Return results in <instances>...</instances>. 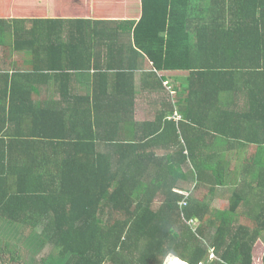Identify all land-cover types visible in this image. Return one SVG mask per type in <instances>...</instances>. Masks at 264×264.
Listing matches in <instances>:
<instances>
[{"label":"trees","instance_id":"16d2710c","mask_svg":"<svg viewBox=\"0 0 264 264\" xmlns=\"http://www.w3.org/2000/svg\"><path fill=\"white\" fill-rule=\"evenodd\" d=\"M204 8L196 30L187 3L172 9L159 86L144 76L137 92L134 66L145 57L101 30L105 52L123 58L100 63L93 77L75 46L64 61L50 46L55 59L34 49L26 53L32 75L0 82V232L20 224L28 234L20 252L0 248V264H163L168 255L264 264L256 251L264 244V0H214L209 25ZM42 82L54 87L45 104ZM148 92L165 98L140 125L136 103ZM249 147L255 153L244 164ZM192 185L202 197L185 191ZM227 189L234 192L225 197ZM46 243L53 259L34 261L29 252Z\"/></svg>","mask_w":264,"mask_h":264},{"label":"crops","instance_id":"0c3cea01","mask_svg":"<svg viewBox=\"0 0 264 264\" xmlns=\"http://www.w3.org/2000/svg\"><path fill=\"white\" fill-rule=\"evenodd\" d=\"M212 1L214 0H176V2L175 0H0V29L5 32L0 45L6 43L7 46L0 47V82L5 80L6 76L12 78L14 73L32 75L31 58L26 53L33 52L34 49H37L43 58L49 59L52 56L55 59V55L50 53L52 52L50 46H59L57 49L59 60L63 61L71 54V46H75V59L84 63L88 70L87 75L93 77L95 75L93 72L98 71L96 67L100 63L104 68L109 66L111 61H120L123 58L121 55L105 52L102 44L98 42L101 30L103 31L101 36L109 37L117 34L120 43H132L147 58L142 59L138 68L134 66L137 92L140 91L142 84H147L142 83L144 76L150 79L151 85L159 86V82L155 81L156 78L166 75L163 65L165 44L171 28L169 19L172 9L181 10L187 3L190 22L193 20L192 27L194 26L196 30L197 24L194 19L198 20V17L194 15L201 7L206 6L204 9L207 10V17L202 21V25L211 23ZM200 14L202 15L203 11ZM137 24L138 29H136ZM191 41L196 43L197 39L193 37ZM17 45L21 48L25 47L26 50L18 52L19 48H15ZM160 46H163L162 51ZM134 57L135 55H132V58ZM160 61L163 64L158 68ZM144 62L150 63L147 69L142 68ZM157 69L159 72L156 71ZM151 71L156 72L158 77L157 75L155 78L149 77ZM180 75L183 78L186 76L182 72ZM57 79H60V82L62 80V78ZM171 80L172 78L169 77L163 82L168 92L171 91L166 82H171L172 86ZM52 82L47 84L42 82L40 86L41 95H44V90L47 92L42 98L44 104L45 100L49 101V96L54 95ZM68 86L74 89V94L84 96L85 92L79 84L69 82ZM163 98H165L163 94L151 95L148 92L144 100H137L136 113L145 112L144 105L148 104L151 108V114L144 124L153 120L157 109L162 107L161 103L153 102ZM214 203L217 204L216 201L212 202ZM47 250L51 253V248ZM211 257L213 254H210Z\"/></svg>","mask_w":264,"mask_h":264},{"label":"rangeland","instance_id":"374dc122","mask_svg":"<svg viewBox=\"0 0 264 264\" xmlns=\"http://www.w3.org/2000/svg\"><path fill=\"white\" fill-rule=\"evenodd\" d=\"M162 49H163V46H160V51H162ZM162 64L163 63L160 61L158 63V68H161ZM156 71L159 72L158 69ZM166 85L169 87V90L171 92H173V89H172V86H171V82H166ZM138 104H140V103L138 102ZM143 109L145 110V112L137 111V113L135 114V122H137L140 125L144 124L145 120H147L148 115L151 114V108H150V106L148 104L147 105H144L143 106ZM254 153H255L254 149H252V147H249L248 148V151H247V154L244 155L243 163L244 164H247L250 161L252 162L253 154ZM163 154L164 153L162 152V150H158L157 151V156L158 157L162 156ZM186 188L187 189L185 191H190L191 192L195 188V186L194 185H192V186H186ZM232 189H235V188H232ZM198 190L197 189H194V195H195L194 197H196V198H198L201 195L200 194V188ZM231 192H234V191H232L231 189H227L226 191H224L225 197L230 196V193ZM207 195H208V192H207ZM200 197H202V196H200ZM208 197L209 196H207V203H208ZM209 206L212 208L211 205H209ZM213 207H218V206L217 205H213ZM243 224H245L247 226H251V227L253 226V224L250 223V222H248V221L247 222H244L243 221ZM191 225H192V229L194 231H196L197 230V226H198V222L197 221L191 222ZM13 228L14 229L12 230L11 228L6 227V229H5L6 232H4L3 234L0 232V248L6 249V251H8L10 248H12V249H14V251L20 252L21 249H24V248H21V244L24 241V237L28 236V234H26L24 232V230L22 229L24 227L23 226H20V224L14 225ZM37 232H39V231H37ZM25 241H27V240H25ZM46 241H47V239L45 238V242ZM5 242L8 243L9 246L3 247V245H4ZM45 245H49V246H45L46 248H44V249L39 248V247L37 248V251L40 252L41 254H39V255H33V254H31L29 252V256L30 257L35 256L34 261H36V260L39 261L42 258H46L47 256H49V254H50V256L53 257V251H52V249H54V247L51 246V244H49V243H46ZM28 248L31 249V247H28ZM49 248H51V253H49V251L47 250ZM256 251L258 252V255H261L264 252V244L262 242L259 243V245L257 246ZM213 259H214V256L210 258V260H213ZM172 260H175L174 263L172 262ZM257 262H258V264H261V262H259V260ZM163 263L164 264H180V263H178V260L177 259H174L173 255L168 256L166 258L164 257L163 258ZM15 264H18V263L16 262ZM48 264H51V261H49Z\"/></svg>","mask_w":264,"mask_h":264},{"label":"clouds","instance_id":"9594fccd","mask_svg":"<svg viewBox=\"0 0 264 264\" xmlns=\"http://www.w3.org/2000/svg\"><path fill=\"white\" fill-rule=\"evenodd\" d=\"M165 86V85H164ZM172 95L174 94L173 92H170ZM178 118H180L179 116H178V114L173 118V120H175L176 122L177 121H179V120H177ZM168 256H171V255H168ZM168 256H166V257H168ZM165 257V258H166ZM173 257H174V259H177L178 260V263H180V264H189V263H187V262H184L183 260H181L180 258H178V257H176V256H174L173 255ZM174 261L175 260H172V262L174 263ZM164 264V263H163Z\"/></svg>","mask_w":264,"mask_h":264},{"label":"built area","instance_id":"2783aa9c","mask_svg":"<svg viewBox=\"0 0 264 264\" xmlns=\"http://www.w3.org/2000/svg\"><path fill=\"white\" fill-rule=\"evenodd\" d=\"M177 120H180V118H178Z\"/></svg>","mask_w":264,"mask_h":264}]
</instances>
